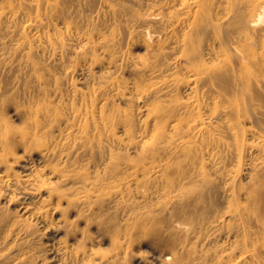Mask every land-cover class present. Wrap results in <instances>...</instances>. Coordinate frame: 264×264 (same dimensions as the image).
I'll list each match as a JSON object with an SVG mask.
<instances>
[{
    "label": "bare ground",
    "instance_id": "6f19581e",
    "mask_svg": "<svg viewBox=\"0 0 264 264\" xmlns=\"http://www.w3.org/2000/svg\"><path fill=\"white\" fill-rule=\"evenodd\" d=\"M36 189L87 264H264V0H0V195Z\"/></svg>",
    "mask_w": 264,
    "mask_h": 264
},
{
    "label": "rangeland",
    "instance_id": "374dc122",
    "mask_svg": "<svg viewBox=\"0 0 264 264\" xmlns=\"http://www.w3.org/2000/svg\"><path fill=\"white\" fill-rule=\"evenodd\" d=\"M73 81L76 82L77 80L74 79ZM30 168H31V173L34 172L36 173L39 169L36 163L35 164L30 163ZM42 178L47 182L50 181L48 176L43 175ZM33 192L34 193L32 194L31 197L24 196V198H21L23 196L21 195L19 196L17 194L14 195V194L3 193L0 195V210L3 211L4 213L10 214L11 217H14L15 221L18 222H13L12 225L17 226V228H20V230L22 229L21 231H19L17 238L12 237L10 238V241L9 239L6 240V244L4 245L5 248L2 250L3 255L0 264H25V263L26 264L29 263L30 264H87L88 260H84L83 262L85 263H83L82 260L78 259L75 256L78 253L81 254L83 250L85 251L86 249H89L88 244L93 239L97 240L95 241L96 243L94 242L95 248L93 249L94 250L93 252H95L97 256H102L103 254L104 255L110 254L109 244L102 239L99 240L98 238H96V233L92 232L93 231L92 228L90 229V227L86 225L85 218H81L83 220L80 219L76 222L75 225L76 230L74 233L75 236L66 235L64 233V227H61V225L58 224L62 219L56 213L59 212L60 208L63 207L64 205H62L61 207L55 204H53L52 206L50 203L49 205H47L48 199L44 198V195L41 194L39 189H36ZM75 217H73V219L77 220L78 219L77 216ZM80 236H83V238ZM3 239L4 238H2V240ZM75 239L77 240L76 242ZM79 239L81 244L79 242ZM98 242H100V244ZM141 248H139L140 250L136 251L134 257H138V256L139 258L143 257L141 258L142 259L141 263L143 262L144 264H148V262H150L149 261L150 254L147 250ZM70 251L76 253L74 254L75 255L74 258H73V254ZM70 258L71 260L73 259L74 261L72 260L71 262ZM123 264L126 263L124 262Z\"/></svg>",
    "mask_w": 264,
    "mask_h": 264
}]
</instances>
